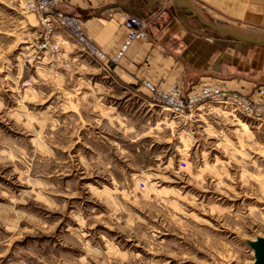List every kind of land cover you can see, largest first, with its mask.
I'll return each mask as SVG.
<instances>
[{"label":"rangeland","instance_id":"rangeland-1","mask_svg":"<svg viewBox=\"0 0 264 264\" xmlns=\"http://www.w3.org/2000/svg\"><path fill=\"white\" fill-rule=\"evenodd\" d=\"M42 39L35 14L0 0V264H251L264 125L211 114L179 142L180 121L139 93L136 141L103 134L81 97L100 65L79 49L92 62L63 67Z\"/></svg>","mask_w":264,"mask_h":264},{"label":"crops","instance_id":"crops-1","mask_svg":"<svg viewBox=\"0 0 264 264\" xmlns=\"http://www.w3.org/2000/svg\"><path fill=\"white\" fill-rule=\"evenodd\" d=\"M190 1L216 25L264 35V0ZM58 9L80 17L85 35L106 57L115 56L124 40L123 13L147 22L148 38L134 41L116 64L106 67L95 61L100 65V75L92 84L95 89L82 92L81 97L91 98V112L98 113L93 127L101 128L103 134H107V127L114 128L125 134L126 138H119L136 141L137 124L130 110L137 101L135 97L145 93L139 88L144 79L177 84L183 93L201 80L218 82L246 95L252 94L256 86H264L263 44L240 42L217 33L177 0H60ZM55 32V39L68 42L62 52L72 64L77 65L82 57L86 60L80 67L86 68L92 62L88 55L76 53L79 47L66 31ZM50 56L55 60L54 55ZM98 84L102 89L95 87ZM121 100L127 111L122 109ZM211 114L215 123L226 124L222 117H227V112L214 105L202 111L196 122L212 120ZM227 120L237 123L232 117ZM178 124L182 126V136L177 132L181 142L189 126Z\"/></svg>","mask_w":264,"mask_h":264},{"label":"built area","instance_id":"built-area-1","mask_svg":"<svg viewBox=\"0 0 264 264\" xmlns=\"http://www.w3.org/2000/svg\"><path fill=\"white\" fill-rule=\"evenodd\" d=\"M19 2L25 12L37 14L43 26V39L39 47L56 55V62L66 68L70 66V60L59 58L61 41L51 39L57 29L66 31L81 51L94 61L104 63L106 67L116 64L134 41L148 38L146 20L123 13L124 40L115 56L106 57L85 35L80 17L58 9L60 0ZM139 88L147 94L151 104L171 113L182 125L197 121L209 105L218 106L232 118H248L264 125V86H256L252 94L246 95L218 82L201 80L183 93L177 84L169 85L163 80L154 82L144 79L139 83ZM180 163L182 167L185 166L184 161Z\"/></svg>","mask_w":264,"mask_h":264},{"label":"water","instance_id":"water-1","mask_svg":"<svg viewBox=\"0 0 264 264\" xmlns=\"http://www.w3.org/2000/svg\"><path fill=\"white\" fill-rule=\"evenodd\" d=\"M184 6H186L192 13H194L202 22H204L207 26L212 28L219 34L226 35L229 38L247 43L254 44H263L264 45V35H255L249 33H242L231 30L228 27L216 25L210 21H208L194 6V4L190 0H177ZM250 247L253 250V262L251 264H264V238L259 237L254 241L250 242Z\"/></svg>","mask_w":264,"mask_h":264}]
</instances>
